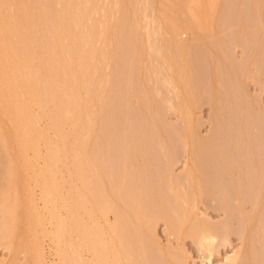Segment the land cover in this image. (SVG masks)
<instances>
[{"label": "rangeland", "instance_id": "1", "mask_svg": "<svg viewBox=\"0 0 264 264\" xmlns=\"http://www.w3.org/2000/svg\"><path fill=\"white\" fill-rule=\"evenodd\" d=\"M36 1H38L39 4L41 5L40 1L42 0H36ZM36 1L30 0L29 2L30 3L34 2L33 4H36L35 7L40 6L38 2ZM48 1L49 2L46 5L47 8L45 7L46 9L45 11L46 13L49 11L50 12V13L48 12L49 14L54 15L53 12H57L59 9L57 0H48ZM80 1L74 0L72 3L79 5ZM84 1L86 3H82L83 5L87 4L88 2L89 3L93 2L92 4L95 6L96 9L94 10L96 11L94 13V10H93V12L91 13L92 19L89 18L90 17L89 15L88 18H85L86 20L81 22L80 26L73 27V31L74 33H77L81 37L87 31H91L93 29L91 28V30H89L88 28L90 25L92 26L93 24L92 22L96 23V25H95L94 34L92 36V40L90 43L89 53L87 55L88 57L87 65L82 66L80 71L78 72L79 83L77 82L78 86L76 90H77V93L81 95L82 97H85L87 88H89V91H92L95 93L98 92L100 94L103 91V94L107 95V97L105 96L104 97L107 98L105 99V102L107 100L108 105L106 104L107 106H105L106 107L105 108L103 106L105 102L103 103V101L102 102L100 100L98 101V104L100 102L103 103V104L100 103V105H102V107L101 106L100 107L105 108V110L102 109L104 111V112L102 111L103 114L100 111L101 109H97L99 108L98 106L96 108L98 110L97 113L99 116V117L97 116V118L101 119L100 117H102L103 119L102 121L98 119L99 120V122H97L98 125L97 126L95 125L97 129H95L94 132L97 131V134L96 132L95 134L98 135V137L94 138V136L96 135H92L93 137H91L92 139H89L90 141L88 140V138H85L86 132H88V130L91 128L90 126L91 124L89 125L90 122L88 123L89 115L87 114L86 109L82 110V112H80L76 116V118L78 119V122L76 124L75 131H73L72 129L73 127L75 129V126L72 125L73 118L70 116L64 117V120H63L64 127L63 128H64V131L70 136L69 142L74 141L73 138L74 137L76 138V136L77 138L79 137L81 141L82 140L85 141L86 139L85 144L82 141L84 145H83V148L80 147V149L82 148L81 151L84 149L86 152L87 151L89 152L90 147H92L91 144L95 143L94 140L95 141L97 140V143H100V142L104 143L109 150V155L107 154L108 159H109L108 163H110L111 165L109 171L113 172L114 175L118 176L121 173L122 170L120 171L119 169L122 166H123L122 169L124 168L122 173L124 172L125 174V172H127L128 170L129 173L134 174V171H136V169L139 168L138 162L142 160V164L143 163L145 164L147 162L143 161L144 160L143 158L150 157L149 160L147 158H145V160L146 161L148 160L150 162L149 163L151 164L150 167L153 168L154 172L153 170H151V173H150V171L148 170L150 173L149 174L147 170H145L146 168L144 167L146 166V164L145 165L143 164V167H141L142 164L140 163L141 164L140 168H145L144 170L146 171V174L148 173L146 175L145 172H143V169H141V176L143 172L144 173L143 179H145V177L148 176L147 178L149 180V176L150 178H152L151 174H153V177L155 178V180L152 179V181L157 182L156 185L158 187V191H160V194H157L158 196L157 195L155 196L156 193L155 191L153 192V190L155 189L154 183L150 184L151 180L147 182L146 179H145L146 181L144 180L145 182L144 181L143 182L144 184L147 182L146 187L144 188V193L147 195V198H144L146 195H143L144 194L142 192L143 190H141V192H142L143 198L146 199L145 201L148 200L147 201L148 205L147 204L146 205H147V209L149 210L148 211L149 217L152 216L153 218L152 220L155 221L154 229H152L153 226L151 224L152 234L155 233V235H153L154 237H152V235L150 237L146 233L145 239L149 237L148 240L151 239V241H147V239L145 241L143 235L142 236L140 235L142 233H145L143 232L144 230L142 231V227H140L142 233H140V231L137 233L135 230H132L130 226H129V229L131 230H129L127 227L128 231H133V233L130 232L129 235L125 232L126 229H123V233L125 232V234L129 236V238L126 237L125 241H127L128 239L129 241L127 242H130V243L129 244L126 243V244L128 245V247L132 246L133 252L135 251L134 253L135 254L137 253L138 258H136L137 257L136 256L135 257L136 260L138 261L139 259L141 264L142 263L143 264H180L178 262L176 263V261H173V259L175 260L176 258V260H180L181 258L180 262L182 264H226V263H223V261H224L225 256L228 253L229 254L233 252L234 253H243V252L245 253L246 251L248 252V254L246 253L248 256L245 254L244 257H246L247 259L243 257L244 253L239 254V255H242L240 256V258L241 257L242 259L244 258V261L240 259L239 262H241V264H264V0H195V1L194 0H82V2ZM29 2L26 1V5L20 3L22 12L24 11L25 13L26 10L28 12L29 8L30 10L32 9V7H30ZM45 2H47V0H45ZM117 2H120L119 6L117 5L118 4ZM162 4H163V7H162ZM25 6H27L26 8L28 7L29 8L26 9ZM38 8L42 10L44 8L43 4L41 5V7H38ZM33 9L36 10V8H33ZM33 9L31 11H34ZM19 10H20V7L17 10V12ZM37 10L36 12H33L35 14L34 18L38 14H42V18H43V15L46 14L44 9L42 10V12L40 10L38 11ZM0 12H1L0 13L1 15L0 21H1L4 19V15L10 14L9 7L6 6V7L0 8ZM18 13L16 15V18L20 16L18 17V20H20L19 18H21V15L23 13L21 12H20L21 14L20 13L18 14ZM28 13L32 14L30 11ZM30 14L29 16L27 14V16L30 17L33 15V14L30 15ZM105 14L106 16H108V18H105ZM52 15L51 17H53ZM28 17L26 18L22 17V18L23 20L25 19V21L27 22L28 20L26 19ZM45 17L46 19H49V21L52 20V18H48L50 17V15L48 17L45 15ZM45 17L41 21L40 20L39 21L41 23L43 20L46 21ZM31 19L33 18L30 17V21H31L30 25L27 22V25L26 23H23L25 24L26 28H24L25 26L23 27L24 29H22L21 27V29L24 30L25 33L28 32V37L30 36L29 34H31L30 31H32L31 30L32 28H30L32 27L31 25H33V29H34L35 28L34 26H36V24L38 23V21L37 22L35 21L36 23L33 21L36 18L33 20ZM105 19H108V21L106 24L104 23L105 25L104 26L102 22L105 21ZM157 19H158V22H156V24L161 22L163 19L165 20L167 19L168 22L170 21L171 23H174L175 25L177 23L171 20H174V21L176 20V22L180 20V21H183V22L185 21L186 23H189V24H185L187 27H189V28H186L185 26L186 30H184V27L181 25L183 22L181 23L179 22L180 25L178 24L179 25L178 28L182 26L185 32L183 30L179 31L180 30L179 29L178 30L180 32L179 33L174 28L175 26L174 24H172V26L174 25L173 27L172 26L170 27L172 28V30L175 29L177 31L178 35L177 34L176 35L177 37L179 36L178 42L180 41L181 43L182 41L183 43H185V45L181 47V49L177 46L176 44L177 42L175 43L176 40L174 42L171 40V38H173V40L175 38L173 37V35H171L172 31H170L171 30L170 28H169L170 30H168L167 28H164L166 30L164 31L163 29L162 31V30H158L160 28L157 29V27L154 26L156 25L154 22L155 20L157 21ZM15 21H16L15 23H18V22L21 23V21H17V20ZM168 22L167 24L170 23ZM46 23L44 24V26L43 24H39V25H42L43 27H45L47 26ZM171 23L169 25H171ZM23 24L21 23V25ZM39 25H37V28ZM42 26H39V32L36 31L34 33L35 35L32 34L33 36L31 35L32 37L29 39H34V42H35L36 40L34 36L36 37L38 36L37 37L38 40H42V38H40L39 36H42L46 32L44 31L43 33V30H46V29L45 28L43 29ZM167 26L164 25V27H167ZM28 28L30 31L29 30L27 31ZM21 29H20V32L23 35L24 33H22L23 31H21ZM34 30H36V28ZM167 30L170 32V34L167 33L168 32ZM173 32L175 33V31ZM0 37H1V31H0ZM23 39L26 40V38H23ZM29 39L27 41H24V43L25 42L26 43L23 44V46L27 45V42L30 43L32 41V40L29 41ZM71 42L74 43L73 46H71V49L67 48V45H65V47L67 48L66 51L60 50L59 55H60L61 61L65 63L73 62L76 65L77 64L76 62H78L81 50H83L84 46L82 44L83 42L80 39H78L76 42L71 40ZM39 43L41 44L42 42H39ZM32 44L33 43H31V45ZM38 44L36 43L33 44L32 46L33 48L31 51H34V52H31V53H35V52L39 53L40 45ZM27 47L29 48V46ZM30 49H27L28 50L27 52L30 53ZM135 49H137L138 52H136ZM36 53L34 55L32 54L33 57L36 55ZM135 53L137 54L136 56H134ZM32 61L33 60L31 59V62ZM36 63L37 62L34 61V65L32 68L37 69L38 64ZM4 72L7 73V71H4ZM88 73H89V76H88ZM31 74H32L31 72H27L25 74V77L30 78ZM169 75L170 76L173 75L172 78L173 77L176 78L174 79V82H175L174 85L175 84H178V85H176L177 90L176 89L175 90L178 92V89L181 88V91H182V92L180 91L181 94L180 95L179 93L176 94L178 95V97L180 96L178 99L185 100L186 98L188 102H190L189 104H191L190 105L192 107L191 113L194 114V119H193V114H191L192 118H190L193 120L191 123L193 124L192 127L194 128L192 129L193 131L191 132V134L195 133L194 136H191V135L188 136L189 138L190 137L193 138V139H190L191 141L185 140L189 138L186 135L187 134L186 133L187 130H185L186 126L183 127L184 125L183 120L181 123L180 117L182 118V115L179 116L177 114L179 111L178 109L176 112L174 111L177 108L176 104L178 102L179 103L182 102L183 100L177 101V97L173 92L175 90L172 91L171 89L172 87L168 85L173 81L171 80V77ZM86 79L87 81H89V84H88L89 86L84 84V81H86ZM98 93L96 94L97 95L96 97L100 95V94L98 95ZM1 99L2 98H0V100ZM99 99L104 100V98H101V97ZM170 101L173 102L174 106L176 105L175 106L176 108H173V109L170 108L171 107L169 103ZM143 102H145L146 104L143 105ZM94 103H95V100H94ZM147 103H149L150 106ZM182 103L184 104V102ZM95 104H97V102ZM142 105L145 106V108L148 105L150 110L146 108L148 110L147 111ZM51 109L52 110L54 109V103L52 101L48 102V104L44 106V110L47 111V113L48 111H51ZM186 109L187 108H185L184 110ZM43 116L44 117L42 120H40V123H38V126L41 129L47 130V133L49 134L51 138L49 139L50 141L52 140L53 142H56L58 140V137H56L55 133L53 132L54 129L51 128L52 130H50L51 126H49L50 124L48 120L49 118L46 117L45 115ZM147 117H150L149 119H151V121ZM2 118L4 122L0 123V128L5 134H7V142L10 148L9 151L11 154H13V157L15 160V168L18 171L17 175L20 178L18 196L21 200H24L25 189L31 188L32 190L34 188L35 192L34 191L33 192L35 195V200L37 201L36 204L39 205L38 206L40 207L39 210L41 209L40 212L46 218L45 227L47 228L44 227V229L51 231L50 229H53L54 225H52L51 227V224H49L51 223L49 221L50 220L49 217L51 215L49 214L50 213L49 209L44 207L42 203L43 201L40 200L41 188L37 186L35 183L34 175L32 173L33 171L29 172L31 169L29 170L25 166H24L25 168L21 167V165L23 164L22 163L23 160L19 161L16 158V156H14L15 149L13 148L14 147L13 132L15 130L13 128L16 126V125L14 126V124L16 123L13 122L12 124L14 126L13 127L11 125L12 121L9 120V117L7 118V116H2ZM146 118L148 119V122ZM142 119L146 120V122L144 121L146 125L147 123H149V126L147 125L148 127L147 129L149 131L147 130V132L148 134L149 133L150 134L147 136L146 135L147 132L145 133L144 130H142L143 129L142 127H141V131L140 130L139 131L140 132L143 131L145 133V136H147V138L143 137L142 134L138 131V129L140 128V125L142 124L141 122L143 121L140 122L141 124L139 123V126H138L139 128L137 129L136 127L135 129L136 122L138 124V122ZM153 119L155 120V122L152 121ZM11 120H13V118ZM105 120L107 121L109 120V123L107 122L110 125L109 126L110 128L109 136L103 135L104 134L103 132L105 131V130L103 131V126H102V131L100 132L101 130L100 122L104 124ZM149 121L151 122V124ZM107 123H105L104 126L107 125ZM88 125L90 126L89 129H88ZM146 125L144 126L146 127ZM106 127L108 128V125ZM1 130H0V134L2 132ZM102 138H103V141L101 140ZM91 140L93 143L91 142ZM71 142L70 143L67 142L65 146L63 145L61 146L62 154L59 157V161H58L59 170H58V174L56 175L59 179V182L62 184V186H60V188L58 189L59 190L58 193L60 194L61 192L62 194L63 192L64 195L67 192L70 193L71 190L69 191V189L72 188L73 182L76 181V178L74 177V172L72 174V171L74 170L73 168V164L75 161L74 156H76V154L72 150L74 149L75 151L76 150L75 148H78V147H75L76 145L74 146L75 141L72 142L73 144ZM187 142H189L188 145L186 144ZM133 144H135V148L138 146H143V147L146 146L147 149L144 150L145 152L148 150L145 154L146 156L144 155L143 157L142 155L141 156V158L143 157L142 159L138 158L136 154H138L140 151L139 149L137 150V148L135 149L133 147ZM72 145L75 148H72ZM94 145L96 146V144ZM98 145L101 146V144H98ZM103 145L101 147L105 148L106 146H103ZM78 146H81V145L78 144ZM95 146L94 148L93 147L91 148L92 151L99 149L97 148L98 146L96 147ZM162 146L165 149H167L166 153L168 155L166 154L165 155L168 156V159H164L165 151L163 152L164 156L162 155V151H163ZM101 147L100 149L102 150ZM143 147L141 148L138 147V148L142 150ZM132 148L137 150V152L139 151L138 153L137 152L134 153L135 157L138 158L137 160L138 162H136V164H134L136 160L134 161L133 159L134 156H133L132 150L134 149ZM44 149L45 147L42 146L43 154L45 153ZM80 149L78 150L80 151ZM108 150L104 149V151H108ZM5 152L6 151L0 142V193L1 195L2 194L4 195V193L2 192H4L7 189V186L9 184V180H8V169H9L8 160L9 158L8 156H6L7 152L6 153ZM100 153H102L103 155V152H100ZM188 153H190V156L193 157V159H195V162H197L196 165H197L198 174L196 173V177L199 176L200 178L198 179L197 177V179L201 181L202 191L198 192V198L196 201L193 199V201H190V202H189V199L191 200V198H196L197 195L196 197L195 195H192L193 197H190L189 196L190 194L188 192H185L189 197L187 199L188 200L187 205L189 206V203H190V206H191V204L194 201L197 202L198 205H195V202L193 203L196 211L194 208L191 210L192 212L193 210L195 211V216L197 212V215L199 218L197 217L196 219H198L199 221L200 219L203 220V221H200V223L201 222L203 223L205 220L207 222L206 225H211V227L212 226H215V228L219 227L218 229H221V227H224V231L222 233L226 234V237L228 238V242H229L228 243L226 241V243H223L222 237L224 235L222 234V237H220V240H218L215 244L214 256L212 257L211 261L207 258L208 257L207 255L209 254L206 251L204 252V250H202L203 251L202 252L201 249H199V246L197 245L196 239L193 238V235L192 234H191L192 236L189 235V232L192 233V231L198 230L199 226L201 227L203 225V224L198 225L197 223L199 222L196 223L194 214H192V216L189 217V218L193 217L194 220H192L193 218L191 220L186 219L187 221L184 222L185 223L184 225L185 234L182 237H179L181 239H178L177 238L178 236L176 237V235L178 234H175V233L173 234L174 230L172 231L171 230L172 228L170 229L172 225L170 226L167 223L169 220H167V218L165 217L167 220L166 222V220L160 216L162 215L163 211L164 213H166L165 211H167L168 214L172 215L170 210L172 209V206H174V204L177 201V199H175L176 200L175 201L172 198V194H174L173 197L176 198L175 193L176 191L177 192L179 191V187L181 188V186L179 185L181 178L179 181H178L179 178L177 179V177L173 179L174 184H175V187L173 188V187H170L171 184H172L171 186H173V182H171L172 181L171 177L172 176L182 177L183 173L185 172V168L187 167L186 161L188 160L187 159ZM190 156H188V158ZM169 157L173 159L172 163L174 162L175 164L173 165L174 167L171 168L172 169L171 172L173 175L172 174L171 176L167 175L168 176L167 177L166 174L168 171L165 173L163 172L164 170L162 168H164L163 166H165V164H169L171 162L170 161L171 159ZM164 162L165 164L162 165ZM42 164H43V160H41L40 166H42ZM124 165L126 166L127 170H125L126 168L124 167ZM107 166H109V164ZM150 167H147V168L149 169ZM23 168L26 169L27 172L26 170H23ZM140 168H139V171H140ZM169 169L170 168H168L167 170ZM105 170H107V168H105ZM36 171H38V169H35L34 173ZM111 172H109V175L112 174V178H113V173ZM154 173L156 177L154 176ZM163 173H165V175H163ZM101 174L102 173L100 172L99 175L101 176ZM71 175L73 176L74 179L71 178ZM103 175L108 178V175L106 174V172H103ZM134 175L138 176L140 174H134ZM35 176H36V173H35ZM159 176L162 177V179L159 178ZM93 177H96V176L93 175ZM101 177L103 178V176ZM127 177L131 178V175L130 174L128 175V173H126L124 175V180H126ZM105 178H103V180ZM112 178L110 176V179ZM116 178L117 177L115 176L114 179ZM128 178L126 181L127 182L131 181V184H132L135 179L134 176H133L134 178L133 181H132V178L131 179H128ZM136 178L138 179H135V181L139 180L138 183L140 184L141 183L140 180L142 181V177L139 178L138 176ZM165 178H170L171 181ZM93 179L96 180V178H93ZM119 179L117 178V181ZM184 179H182L181 181L182 184L180 183L182 186L185 185L187 182H191L189 180L184 182L183 181ZM167 180H169L171 184H169ZM110 182H112V180L109 182L107 181V184ZM118 182H120V180ZM96 183H99V182L96 181ZM122 183H125V185H123ZM79 184L80 183L77 182L76 184H74V186L75 185L80 186L81 184L80 185ZM113 184H114V180H113V183H111V186ZM120 184H122L121 186V189H122L128 183L120 182ZM120 184L118 183V185ZM131 184L129 183V185H127L126 187L127 190H129L128 188L130 189L132 188V187H129L131 186ZM187 184L185 185V187H187L186 189H188V191L189 189L190 190L193 189L192 191H194V187L191 188V186L193 185L189 184L188 185L189 188H188ZM99 185L101 189L103 190V192L102 190L100 192L103 194L105 191V188H107L109 184L108 185L103 184L105 188H102L103 185L101 182L99 183ZM153 185H154V189H153ZM116 187L111 188L109 186V189L110 188H111L110 190L114 189V191L116 192L115 190ZM199 187H200V183H199ZM96 188H99V187H96ZM171 188H172L171 191L175 193L170 194L168 192V190H170ZM182 188H184V186ZM81 189L83 190L84 188H81ZM99 189H96V190H99ZM163 189L165 192L163 191ZM73 190L74 189H72V191ZM107 190L105 192H107ZM182 190L181 192L185 191V190L183 191ZM158 191L156 189V192ZM122 192H123L122 194L125 193L123 190ZM181 192L180 191L178 192L179 195L181 194ZM100 194L97 193V196H100ZM109 194H111V199L114 200V198H112L113 194L112 193H109ZM186 194H185V197H187ZM120 195H121V192H120ZM142 195H141V198H142ZM160 195L161 197H159ZM115 196H118V195L115 194ZM105 197H106V194H105ZM126 197L130 198L129 196H126ZM93 198H96V197H93ZM108 198H109L108 202H111L110 195ZM156 198H157V202L158 201L162 202V205L164 203L165 208L163 210L160 209L161 203H160V206H159V203L158 205L156 204L157 203L155 202ZM118 199L122 200L123 196L120 198L117 197V201ZM95 200H99V199L96 198ZM103 200L105 201V198H103ZM163 200H166V203L168 202L167 204H170L168 205L169 207L167 206L165 202H163ZM173 200L175 201V203ZM179 200H181V198L178 199V201ZM94 201L92 199L91 203ZM128 201L130 200L128 199ZM58 202H57L58 205L62 204V202L61 203L60 201ZM96 202L97 201H95L94 204H98ZM106 202H107V199H106ZM141 202H142V207L145 208L146 206L143 204L144 201L141 200ZM180 202L181 201H179L177 205L180 206L181 205ZM92 204L91 206L93 207ZM125 204H127V202L124 203L123 205ZM58 205H55V207L56 208L58 207L59 209L62 205L61 206L60 205L58 206ZM118 205L121 207L122 204H119L118 202ZM118 205L116 206L118 207ZM184 205L186 204L184 203ZM193 205L191 206V208L194 207ZM129 206H130V203L128 205V209H127V205L126 207L124 206L126 209H124L122 206L121 208H123V210L120 209V212L121 210L122 211L125 210L126 213L124 216H130L131 218L132 212H130L129 215H126L131 209V208L129 209ZM190 206H189V210H190ZM94 207H96V205ZM94 207H93V211H97L100 209L98 206V209L95 208L96 210H94ZM183 207L184 206H182V209ZM112 208L114 211L115 207H112ZM50 209H51V206H50ZM184 209H187V207ZM173 210H176V208L172 209V212ZM47 211L49 212L48 213L49 215L47 214ZM64 211L65 210H60L59 211L60 215L61 217H63V219L66 220V222L68 221L67 223H69L70 220H67L65 218L66 215L62 216L64 214H67L65 213L66 211L65 212ZM93 211L91 214H94ZM101 211L102 210H100V212ZM100 212H99V215H101ZM149 212L152 213L151 216ZM81 213H82V209L80 211V214ZM91 214L90 212L89 214L86 213V215L84 214L82 218H84L85 220L87 217H89V215L91 216ZM168 214H164V215L168 217ZM243 214L253 215V220L249 221L251 222L249 223V226H247L248 222L245 224L244 222L245 215ZM2 215L0 214V232L2 231L1 225L3 226L2 223H4L2 219L3 218ZM99 215L97 213L95 215L96 217L92 215L91 218L95 219ZM178 215L179 214H176V216ZM84 216L85 217L87 216V217L85 218ZM101 216H104V213ZM158 216H160L162 219H158ZM172 216L168 218L172 220L175 219L173 218L174 216L173 217ZM47 217L49 219L48 220L49 223L46 222ZM180 218L181 217L176 218V219H180ZM251 218H249V220H251ZM126 219L130 221L129 217H126ZM176 219L174 220V222L178 221ZM88 221L91 223H94V220L92 222V219L91 221L90 219ZM97 221H99L96 224V226L98 227L100 225L99 223H104L103 221L105 220H97ZM247 221H248V218H247ZM18 222H19L18 223L19 227L13 238L14 243H15V245H13L14 247L12 246L8 248L9 245L11 244L7 243V245L9 244L7 247L6 245L7 240L0 241V243L2 242L0 244V263L2 262L1 264H4V263L9 264L11 260L12 261L15 260L19 264H25L28 262L27 259L33 256V255L30 256L29 255L30 253H29L28 254L29 257H26L25 255L26 253L23 252L24 248L22 246H20V248L18 247L19 246L18 242L20 241V239L22 240L24 238V233L27 228L25 219H23V221L21 219H18ZM144 223L145 222L143 221V224ZM129 224L132 227V225H134L135 223L134 221H130ZM70 225L69 226L67 225L69 227L67 230L73 227L72 225H71L72 227H70ZM140 225L141 223L138 224V226ZM204 225H205V222H204ZM136 226H137V222H136ZM103 227H101L100 225V228L102 231L106 229L105 228L106 226H103ZM202 227H205V226H202ZM245 227H248V230ZM140 228H138L137 230H140ZM109 229L113 231L112 228H109ZM109 229L107 228V230ZM245 229L248 231V233L246 232ZM107 230L104 232L105 234ZM244 230L246 233L244 232ZM111 231L109 233H111ZM134 231L137 234L134 233ZM186 231L188 234L186 233ZM199 231H196V232L194 231V232L197 233ZM70 232H72V229ZM117 233L118 232L116 233L113 232L112 234L113 235L116 234L117 236ZM125 234H123V238H125L124 237ZM138 234L140 236H138ZM38 235H39V239L41 243L43 242L42 247H44L45 249L44 255L46 256H44V259L46 260V262L44 261L45 262L44 264H52L53 261L55 263V261L58 259H57V256L54 257L53 254L55 252L57 253V249H56L57 247L51 242L52 240L51 241L49 240L50 236H46V237L41 236V234L39 233ZM70 236L72 238V235ZM73 237L75 238L74 233H73ZM118 237L119 235L117 237L114 236L112 238H118ZM137 237L140 240L143 237V241H145L146 243H143V245H140L142 241L141 242L138 241ZM155 237H156L157 242H154L152 239ZM1 239L4 240L3 238ZM9 241L11 240L9 239ZM24 242H25V239H24ZM130 249L131 248H129V250ZM165 252L170 253L171 256H174V258L170 259L172 257H169V258L166 257L169 255H167V253L165 254Z\"/></svg>", "mask_w": 264, "mask_h": 264}, {"label": "bare ground", "instance_id": "2", "mask_svg": "<svg viewBox=\"0 0 264 264\" xmlns=\"http://www.w3.org/2000/svg\"><path fill=\"white\" fill-rule=\"evenodd\" d=\"M26 1L29 2L30 0H26ZM26 1L25 0H0V8L7 6V7H9V10H10V14L9 15H4V19L0 21V31H1V37H0V64L2 65V66L0 65V98H2L0 100L1 101L0 102V123L4 122L2 116H7V118L9 117V120L12 121L11 125L13 124V122L16 123V124H14V126L16 125L15 127L12 125L14 127L13 129L15 130L13 132V141H14V147L13 148L15 149V155L14 156H16V158L19 161L23 160V162H22L23 164L21 165V167L25 166L29 170L31 169L29 172L33 171L32 173L34 175L35 183H36L37 186H39L41 188L40 200L43 201L42 203H43L44 207L49 209L50 213L47 211V214L49 213L51 215L49 217L50 220L47 217V221L46 222L49 223V221H50L51 223H49V224H51V227H52V225H54V227H53V229H50L51 231H49L47 229H44V227L46 225L45 224L46 218L40 212L41 209L39 210V208H40V207H38L39 205L36 204L37 201L35 200L34 188L32 190H31V188L30 189H25V198H24V200H21L19 198L18 189H19V180H20V178L17 175L18 171L15 168V160H14L13 154H11L10 151H9L10 148H9V144L7 142V134H5L0 128V130L2 131L1 134H0V142H1V145L3 146V148L5 149V151L7 152L6 156H8V158H9V160H8L9 161V169H8L9 184L7 186V189L4 192H2V193H4V195L2 194L3 195L2 196L1 193H0V195L2 196V197L0 196V214L2 215V213L4 212L3 215H2L3 216L2 219H3L4 223H2L3 226L1 225V227H2V231L1 232L2 233L0 232V241L7 240L6 245H7V243L11 244V245L8 244L9 247L7 245L8 248H10L13 245H15L13 238H14V236L16 234V231H17V229L19 227L18 219H21L22 221H23V219H25L27 228H26V231L24 233V238L22 240L20 239V241L18 242L19 243L18 247L20 248V246H22L24 248L23 249L21 247L24 250L23 252L26 253L25 254L26 257H29V255L30 256L33 255L31 258H28V259L26 258L28 262L25 263V264H44L46 262V260L44 259V256H46V255H44L45 254L44 253L45 249H44V247H42L43 246V242L41 243L38 233L41 234V236H45V237L46 236H50L49 240L50 241L52 240L51 242L57 247L56 248L57 249V253L55 252L56 251V249H55L54 252L56 254L54 253L53 255H54V257L57 256L58 260H56L57 262L55 261V263L53 261L52 264L53 263L54 264H137V263L141 264L139 259H138L139 262L136 260V258H138V256H137V253L136 254L134 253L135 251L133 252L132 246L128 247V245L126 244V243H128V244L130 243V242H127L129 240L128 239H127V241H125V240H126V237L129 238L128 235H129L130 232L133 233V231H128L127 230V227L129 229V226H130V228L132 230H135L137 233L139 231H140V233H142L141 232V228H140V227H142V231L144 230L143 232H145V233H142V234L139 233V234L141 236L143 235L145 241H146V239H147V241H151V239L148 240L149 237L145 239V234L146 233L150 237H151V235H152V237H154L153 235H155V233L152 234V229L155 228L154 227L155 221L152 220L153 219L152 216H151L152 213H150V212L149 213H150L151 217H149V214H148L149 210L147 209V205H148L147 201L148 200L145 201L146 199H144V198H147V195L144 193V188L146 187L147 182L151 180L150 184L154 183V185H155V189H154V185H153V189H154L153 192L155 191V193H156L155 196L157 194H160V191H158V187L156 185L157 182L152 181V179L155 180V178L153 177V174H151L152 178H150V176H149V180L147 178L148 176L145 177L147 182L144 184V182L146 180L143 179V176H144L143 172H145V174H146L145 170H147L148 173H149V171L151 173V170H153V168L150 167V165H151V164H149L150 162L148 161L150 157L149 158L148 157H144V155L148 151V150L146 152L144 151V150L147 149L146 146H144V147L143 146H138L140 148L143 147L142 150L140 148L136 147L137 150L139 149L140 152L139 151L138 152L140 153V155L137 152V150H135L136 149L135 148V144H133V147L135 149L132 148V149H134V150H132L133 151L132 153H133V156H134L133 159H134V161L136 160L134 162V164H136V162H138L137 161L138 158H141L142 155L144 157V158L142 157L144 159L143 161L148 163V164L145 163L146 166H144V167L146 169L145 168H140V166L142 164V160L140 161V159H139L140 162H138L139 163L138 167L140 168V171H139V168H137L138 170L136 169V171H134V174H140V175H138L139 178L142 177V181L140 180V182H141L140 184L138 183L139 180L135 181V179H138V178H136L138 176L134 175L133 173H129L127 168H126V166L124 165V167L126 168L125 170H127V172H125V174L126 173H128V175L130 174L131 178H132V181L135 178L134 182L132 183L133 184V186H132L131 181H129V182L126 181L127 178L130 177V176H128L126 178V180H124V175L125 174H124V172L122 173V171L124 170V168L122 169L123 166L119 169L120 171L121 170L122 171H121V173L118 176L114 175L113 172L109 171L110 167H111L110 163H108L109 162V159H108L109 150H108L107 146L104 143H102V142L97 143V140L95 141L93 139L94 142H95L94 144H96V146H98L97 148H99V149L98 150L96 149L95 151H92L91 148L92 147L94 148L95 145L91 144L92 147H90V150H89V152L87 151L88 152L87 153L84 149H83L84 151L83 150L81 151V149L83 148V145L85 144L86 139H85V141L82 140L84 142V144H83V142L81 141V139L79 137L77 138V136H76L77 139L74 137L73 138L74 141H75L74 146L76 145L75 147H78V148H75L72 145V148L76 149L75 151H74V149L72 150L76 154V156H74L75 157L74 158L75 159L74 164L72 163L74 170L73 171L71 170L72 174L74 172V177L76 178V181L73 180L74 181L73 182V186L77 182H79L81 185L80 184H79L80 186L75 185L74 188L72 186V188L69 189V191L71 190L70 193H68V192L66 193L65 192L66 193L65 195L63 194V192H62V194L60 192L61 195L58 193V191H59L58 189L60 188V186H62V184L59 182L58 177L56 176L58 174V170H59V166H58L59 165L58 164L59 157L62 154L61 146L62 145L65 146L67 144V142L68 143L71 142V141L69 142V137L70 136L64 131V128H63L64 127L63 126L64 117L65 116L66 117L70 116V117L73 118L72 125L75 126V129H74L73 126H72L73 127L72 129H73V131H75L76 130V124L78 122V119L76 118V116L80 112H82V110L86 109L87 110V114L89 115L88 123L90 122L89 125L91 124L90 125L91 128L89 129L90 126L88 125V129L89 130H88V132H86L85 138H88V140H89V139H92L91 138V137H93L92 135H96L97 134V131H95L96 134L94 132V130L97 129V127H95V125L96 126L98 125L97 122H99V120L100 121L103 120L102 117H100L101 119L97 118V116H98V113H97L98 110L97 109H101L100 111L102 112L103 111L102 109L105 110V108H106L105 106L108 105L107 104V100L105 102V99H107L105 97H107V95L103 94V91L100 94L98 92L95 93V92L89 91V88H87L85 97H82L81 95H79L77 93V90H76V88L78 86L77 82L79 83L78 72L80 71L82 66L87 65V58H88L87 55L89 53L90 43H91V40H92V36L94 34V28H95L96 23L92 22L93 23L92 26L90 25L91 27L89 26L88 28H89V30H91V28H93V29L91 31H87L86 33L84 32L85 34H83L81 37L77 33H74L73 27L80 26L81 22L86 20L85 18H88L89 15H90L89 18H91V13L96 8L92 4L93 2L92 3L88 2L87 4L83 5L82 3H86V2L85 1L82 2V0L81 1L79 0L80 4L76 5V4L72 3L74 0H57V4L59 5V9H58L57 12H53L54 15H52V14H49L50 12L48 11V9H47V11L49 13L48 12L46 13V11H45L46 10L45 7H46V5H47V3L49 1L47 0V2H45V0H42L40 2H41V5L43 4V7H44L43 9H44V11L46 13V14L43 15V18L45 17V15L47 17L50 15V17H48V18H52V20L50 19L51 21H49V19H46V17H45V20L48 23L47 24L46 21H44V20L42 21V23L40 22L43 18H42V14H38V13L40 11L42 12L43 9L40 10V8H38V7H41L39 2L34 0V1L38 2V4L40 5V6H36V7H35L36 4H33L34 2H31L34 6L29 2L30 7H32V9L36 8V10H37V8H38V10H40V11L37 13L38 14V15H36L37 17L35 16V18H36L35 19L34 18L35 14L33 12H36V10L33 9L34 11H31L32 9L30 10L29 7H28L29 8L28 9V8H26L27 6H25V8L28 9V12L30 11L33 14L32 15V14L28 13L27 10L25 12V13L28 14V16L30 14V15H32L30 17L35 19V20H33V19H31V20H33L34 22L38 21L36 26H34L36 28V30H34L35 28L33 29V25H31L32 27H30V28H32L31 30L33 32L30 31L29 28L27 29V31L29 30L30 33H31V34H29L30 36L28 37V32L25 33L24 30H22V29L26 28L25 24H23V23H26V25H27V22H28V24L30 25V23H31L30 17H28L27 14L24 13V11L22 12V9H21V6H20L21 4L26 5ZM117 3H118L117 5L119 6L120 2H117ZM81 5H83V6H81ZM19 7H20L21 11L19 10L18 12L19 13L20 12L23 13L22 14L23 16L21 15V18H19L20 20H18V17H20V16H18L16 18V15L18 13L17 10L19 9ZM162 7H163V4H162ZM48 8H50V7H48ZM95 11L96 10H94V13H95ZM51 13H52V11H51ZM109 13H110V11H109ZM47 14H49V15H47ZM51 15L53 17H51ZM38 16L41 17V18H39ZM22 17L23 18L28 17L26 19L28 21L26 22L25 19L23 20ZM37 18H38V20H37ZM105 18H108V16H106V14H105ZM164 18H165V16H164ZM15 20L21 21V23L23 25H21L20 22H18L20 24L15 23L16 22ZM87 21H88V19H87ZM107 21H108V19H105V21H103L102 24L103 25H104V23L106 24ZM165 21H166V23H165ZM171 21L177 23L176 24L177 27H176V25L174 23H171L170 21L169 22L171 23V25H169L170 23L168 22L167 19L166 20L163 19L161 22H159L157 24H156V22H158V19H157V21L155 20L154 23L156 25H154V26H156L157 29L160 28L158 30H162V31H163L164 28H167L168 30L171 29L170 30V31H172L171 35H173V37L175 39L173 40V38H171V37L170 38H171V40L173 42L176 40L175 43L177 42L176 43L177 46L181 49V47H183L185 45V43H183L182 41H181V43H180V41L178 42V40H179L178 37L179 36L177 37V35H178L177 31L179 29H180L179 31L183 30L182 26L184 27V30H186V28H189V27H187L185 24H189V23H186L185 21H184L185 22L184 23L183 21H180V20L179 21L177 20L178 22H176V20L175 21L171 20ZM44 22L47 25L45 27H43L44 24H45ZM167 22L169 24H167ZM179 22L180 23L183 22V23L181 24L182 26H180L178 28V26L180 25ZM39 24H43V26L39 25ZM172 24L175 25V26L174 25L173 26H174V28L177 31L175 29L172 30V28H170L172 26ZM18 25H20V26H18ZM37 25L42 26L43 29L44 28L46 29V30H43V33H44V31H46V32H45V34H43L44 36L42 35L44 38L42 36H39L40 38H42V40H38V38H37L38 36L37 37L34 36V38L36 40L34 42V39H29V38H31L33 35H35L34 33L36 31L39 32V26L37 28ZM164 25H166V26L168 25V26L164 27ZM190 25H188V26H190ZM185 26H186V28H185ZM21 27H22V29H21ZM20 29H21V31H23L22 33H24L23 34L24 37L21 34ZM165 30L166 29H164V31ZM173 31H175V33ZM38 32H37V34H38ZM167 33L170 34L169 31ZM172 33H174V34H172ZM23 38H26V40L23 39ZM176 38H178V39H176ZM28 39H29V41L30 40H32V41L30 43L27 42V45H24L26 47H24L23 44L26 43V42L24 43V41H27ZM78 39H80L83 42L82 44H83L84 48H83V50H81L80 56L78 55L79 59H78V62H76L77 64L75 65L73 62L65 63V62L61 61V58H60V55H59L60 50L66 51L67 48L71 49V46H73V44H74V43L71 42V40L76 42ZM37 40H38V42H37ZM39 42H42V43L40 44ZM31 43H33V44L34 43H36V44L39 43L38 45H40L39 46L40 47L39 53L35 52L36 55L34 57H33V55L35 53H31V52H34V51H31L32 48H33L32 47L33 44L31 45ZM65 45H67V48L65 47ZM27 46H29V48ZM30 47H31V49H30ZM25 48L30 49V53L31 54L29 52H27L28 50L25 49ZM135 50H136V52H138L137 49H135ZM135 50H134V52H135ZM136 55L137 54L135 53L134 56H136ZM31 59L33 60L32 61L33 63L31 62ZM34 61L37 62L36 64H38L37 65V69L32 68L33 65H34ZM4 71H7V73H5ZM27 72H31L32 73L30 78L29 77L28 78L25 77V74ZM88 76H89V73H88ZM88 76H86V77H88ZM172 76L173 75H171L170 77H171V80H173V81L170 84H168V83L167 84L172 87L171 89L173 91V90H175L177 88L176 85H178V84L174 85V83H175L174 79H176V78H174V77L172 78ZM84 84L88 85L89 81H87V79H86V81H84ZM178 88H179V86H178ZM176 90L173 91L174 94L176 95V94L179 93V95H180L181 94L180 93L181 88L178 89V92ZM97 93H98V95L100 94L101 96L100 95L99 96L101 98H104V100L103 99L102 100L99 99L100 98L99 96L96 97ZM102 94H103V96H102ZM176 97H177V101L178 100L179 101L183 100L182 102H184V104L182 102H180V103L178 102L176 104L177 105V108H176L175 107L176 105L174 106L173 102L170 101L169 102L170 106H171L170 108L171 109L176 108L174 110L175 112L178 109L179 111H178L177 114L179 116L182 115V118L180 117V119H181V123H182V120H183V124H184L183 127L186 126L185 127L186 129L185 128L184 129L187 130V132L185 131L187 133L186 134L187 137L190 136V135L194 136L195 133L191 134V132L193 131L192 129H194L192 127L193 124L191 123L193 120L190 119V118H192L191 114H193V113H191V109H192V107L190 106L191 104H189L190 102H188V100L186 98L184 100V99H178L180 97V96L178 97V95H176ZM94 100H95V103L97 102V104L94 103ZM99 100L101 102L103 101V103L105 102V104L100 102L101 104H103V106L105 108L104 107L101 108L102 105H100V103L98 104ZM50 101H52L54 103V109L53 110L51 109L52 112L48 111V113H47V111L44 110V106H46L48 104V102H50ZM144 104H146V103L143 102V105ZM147 104L150 106L149 103H147ZM179 104H181L182 106L179 105ZM148 105L146 106V108H148V110H150ZM97 106L99 108H97ZM143 107L145 108V106H143ZM179 107H181V108H179ZM185 108H187V109L184 110ZM103 112H102V114H103ZM179 112H180V114H179ZM192 112H193V110H192ZM43 115H45L46 117L49 118L48 119L49 122H50L49 126H51L50 130L54 129L53 132L55 133L56 137H58V140L56 142H53L52 140L50 141L49 139H51V138H50L49 134L47 133V130L46 129H41L38 126V123H40V120H42L43 117H44ZM150 117H147V118L149 119ZM10 118L11 119L13 118V120H11ZM148 119H147V122H148ZM193 119H194V114H193ZM149 120L151 121V119H149ZM141 121H143V122H141ZM144 121L146 122V120H144V119L140 120L138 122V124L136 122L135 129H136V127H137V129L139 128L138 126H139V123L141 122L142 124L140 123L141 125H140V128L138 129V131L139 130L141 131V127H142L143 128L142 130H144V132L146 133L147 130H148L147 129L148 128L147 125L149 126V123H147V125H146V123ZM152 121L155 122L154 119ZM107 122L109 123V120L108 121L105 120L104 124L107 123ZM108 123H107V125H108V128H107L106 127L107 125L104 126V124H102L100 122V124H101L100 132L102 131V126H103V131L105 130L107 132V133L105 131L103 132L104 133L103 135H105V136L106 135L107 136L110 135V130H109L110 129L109 128L110 125ZM143 124L146 125V127ZM150 124H151V122H150ZM108 132H109V134H108ZM144 132L142 131L140 133L142 134L143 137L147 138V136L150 133L148 134V132H147V134H146L147 136H145ZM89 135H91V136H89ZM96 137H98V135L94 136V138H96ZM78 139H79V141H78ZM190 139H193V138L190 137L189 139H185V140L188 141ZM101 140L103 141V138ZM74 141H72V142H74ZM91 142H92V140H91ZM77 143L80 144L81 146H78ZM98 144H101V146L104 144L103 146H106V147L102 148ZM186 144L188 145L189 142H187ZM187 145H186V147H187ZM42 146L45 147V149H44L45 153L44 154H43V151H42ZM163 146H165V145H163ZM163 146H162V148H163L162 149L163 150L162 151V155H163L164 151H165L164 155L165 154L168 155L166 153L167 149H165ZM80 147H82V148L80 149ZM100 147L102 148V150L100 149ZM78 149H80V151ZM104 149L105 150L107 149L108 151H104ZM100 152H103V155ZM136 152L138 153V154H136V156L138 158L135 157V155H134V153H136ZM166 155L164 156L165 157L164 159H168V156H166ZM188 156H190V153H188ZM188 156H187L188 160L186 161L187 162V167H186L187 169L185 168V172H184L185 174L183 173L182 177H180V176H172L171 177L172 181L170 180V178H165V179H169L171 182H173V186H171L172 184L170 183L169 180H167V182H169V184H171L170 187L174 188L175 184H174L173 179H175L177 177V179L179 178L178 181L180 180V178H181V181H182V179L186 178L183 181L184 182H186L187 180L191 181V182H187V183H189L190 185H193V186H191V188L194 187V191H192L193 189H191V190L189 189V191H188V189H186L187 187H185V185L187 183L186 184L183 183L185 185H183L184 188H182L183 186L181 185L182 184L181 181H180L181 184L179 183V185L181 186V188L179 187V191L181 192L182 189L185 190L184 192H181V194H180L181 196L178 193L179 191L178 192L176 191V193H175V192L171 191L172 188L170 190H168L170 188L169 187L167 189L168 192L170 194L171 193H175V195H176V198H175V197H173L174 194H172V198L174 200L177 199V201H178V199L181 198V200H179V201H181V202L183 201L182 202L183 204L181 202H180V204L182 206H184V207L182 209L181 205L180 206L177 205L179 203V201L177 202L175 200L176 201V203H175V201L173 200L176 205L174 204V206H172V209L176 208V210H173V212H172V209H171L170 211H171V213H172V215L174 217L172 215L168 214L167 211H165L166 213H164V211H163V213L161 212L162 215L168 214V217L172 216L175 219L181 217L182 219L181 218L180 219H176L178 221L174 222L175 219L172 220V219L168 218L165 215L162 216V215H160L161 213L158 214V215H160L165 220H166V218H167V220H169L168 222L166 220V222L170 226L172 225V227H170L169 225L168 226L170 227V229L172 228L171 229L172 231L174 230L173 234L174 233L178 234V235H176V237L178 236L177 238L181 239L179 237H182L185 234V227H184L185 223L184 222H186L188 219L191 220L193 217L192 218H189V217H191L192 214H194V218L196 220V223L199 222V223H197L198 225L203 224L202 226H205V227L201 226L202 227L201 228L199 226L198 230H194L195 232L200 230L199 232L195 233L194 231H192V233L189 232V235H191V234L193 235V238L196 239V242H197V245L199 246V249H201V251L204 250V252L206 251L209 254V255H207L208 256L207 258L211 261L212 257L214 256L215 244H216V242L218 240H220V237H222V234H223L222 232L224 231V227H221V229H218L219 227L215 228V226L211 227V225H206L207 222L205 220H204V222H205V225H204V222L200 223V221H203V220L200 219V221H199L198 219H196L198 217V215H197V212H196V216H195L196 209H195V206L193 205V203L198 198V192L202 191L201 190V181L198 180V179H200L199 176H197L198 179L196 177V173L198 172L197 165H196L197 162H195V159H193V157L190 156L188 158ZM106 157H107V159H106ZM145 158H147L148 160L146 161ZM170 159H169L171 161L170 163H172L173 159L172 158H170ZM41 160H43L42 166H40ZM106 162L109 164V166H107L108 164ZM168 162H166V163H168ZM170 163L169 164H165V162H164L162 164V165L165 164V166H163L164 168H162L164 170L163 172L166 173L168 171L166 176L167 175L171 176V174H172V172H171L172 169L171 168L174 167L173 165L175 163L174 162L172 164H170ZM143 164H142L141 167H143ZM168 165H169V167H168ZM36 167H38V168H36ZM147 167H150V168L148 169ZM166 167H168L170 169L167 170L168 168H166ZM24 168H23V170H26ZM105 168H107V170H105ZM35 169H38V171L35 172L36 176H35V173H34ZM103 169H104V171H103ZM141 169H143L142 176H141ZM102 171L106 172V174L108 175L109 180H108V178L106 176H104L105 173L103 175ZM26 172H27V170H26ZM100 172L102 173L101 176H103V178L106 177L107 179L105 178L103 180V178L99 175ZM109 172L113 173V178H112V174L109 175ZM153 172H154V170H153ZM165 173H163V175H165ZM169 173H170V175H169ZM93 175L96 176V177H93ZM132 175L134 176V178H133ZM99 176H100V178H99ZM110 176H111L112 179H110ZM115 176L118 179L120 177V179H119L120 182H126V183H128L127 185H129V183H130L131 186H129V187H132V188L131 189L128 188L129 190H127V188H126L127 185H126L125 187L123 186L124 188L121 189L122 184L125 185V183L120 184V182H118L119 180L117 181V178L114 179ZM154 176H155V173H154ZM71 178L74 179L72 175H71ZM93 178H96V180L93 179ZM131 178H128V179H131ZM159 178L162 179V177H160V176H159ZM106 180L108 182L112 180V182L108 183L109 184L108 185ZM113 180H114V184H113L114 186L112 185L113 186L112 187L111 183H113ZM96 181L99 182V183L101 182L102 185L103 184L104 185H108L107 186L108 190H107V188H105L104 185H103L104 187L102 186V188H105V191L107 190L108 193L104 191V193L102 194L100 192L102 190L101 187H100L101 184L99 185V183H96ZM118 183L120 185H118ZM199 183H200V187H199ZM189 184H187V186ZM109 186L111 188H114V187L117 186L115 188L116 192L114 191V189L110 190L111 188L109 189ZM118 186H120V187H118ZM142 186H144V187H142ZM96 187H99L100 189L96 188ZM81 188H84V189L82 190ZM188 188H189V186H188ZM72 189H74V190L72 191ZM96 189H99V190H96ZM156 189H157L158 192H156ZM198 189H200V190H198ZM122 190L125 192L124 194H122L123 193ZM141 190H143L142 191L144 193L143 195H146L144 198H143ZM163 191H164V189H163ZM94 192H96V193H94ZM102 192H103V190H102ZM120 192H121V195L123 196V199H122L123 201L121 199L120 200L118 199V201H117V197L118 198L122 197L120 195ZM153 192H151V193H153ZM185 192H188L190 194L189 195L190 197H193L192 195H195V197H196V195H197L196 198H191V200L189 199V202L193 201V199L195 200L191 204V206L193 205L194 207L191 208L190 203H189L190 210H189V206L187 205V202H188L187 199L189 197H188V195ZM97 193L98 194L101 193L102 196H101V194H100V196H97ZM109 193L113 194L112 198H114V200L111 199V194H109ZM166 193H167V191H166ZM183 193H185L187 195V197H185V194H183ZM105 194H106L107 198L105 197ZM107 194H108V196H107ZM115 194L118 195V196H115ZM126 194H128V195H126ZM103 195H104V197H103ZM109 195H110L111 202H108L109 201L108 200L109 199L108 198ZM125 195L129 196L130 198L126 197ZM141 195H142V198H141ZM124 196H125V198H124ZM93 197H96L99 200H95L96 198H93ZM100 197H101L102 200L100 199ZM159 197H161V195ZM159 197H157V198H159ZM103 198H105V201L103 200ZM127 198L130 201H128ZM157 198H156L155 202H157ZM92 199H93V201L94 200L97 201L96 203H98V204H94L95 201L92 202L93 203L92 204L91 203ZM106 199H107V202H106ZM125 200H126L127 204L123 205L124 203H126ZM141 200L144 201L143 204L146 206V207L144 206L145 208L142 207ZM58 201H60V203L62 202L61 205L63 207L59 204L61 206L60 207L61 209L60 208L59 209L66 211V212L65 211L64 212L67 213V214H64L62 216L66 215L65 218L67 220H70L69 223H67L68 221L66 222V220L63 219V217H61L60 212H59L60 210L58 209V207L57 208L55 207V205H58V203H59ZM115 201H117V202H115ZM120 201H121V203H120ZM118 202H119V204H122L121 207L123 206L124 209H126L125 208L126 205H127V209H128V205L130 203L131 207L129 206V209L130 208L131 209L126 215H129L130 212H132L131 213V215H132L131 218L132 219L130 218V216H124L126 211L125 210H124L125 212L122 211L123 208H121L118 205ZM163 202L166 203V200H163ZM109 203L111 205H113V206H111ZM158 203H159V206H160V203H161V206H163V207L160 206V209L163 210L165 208L164 203L162 205V202L158 201L156 204L158 205ZM184 203L187 206L184 205ZM91 204L93 205V207L96 205V207H94V210L98 209V206H99L100 209L97 210V211L100 212V210H102L101 212L104 213V216H101L103 214L101 212H100L101 215H99V212L93 211V207L91 206ZM116 205H118L119 209H118V207ZM168 205H170V204H167V206ZM195 205H198L197 202H195ZM50 206H51V209L53 208L52 210L50 209ZM112 207H115L114 211H113ZM116 207H117V209H116ZM173 207H175V208H173ZM186 207H187V209H184ZM193 208L195 209V211L193 210V212H192L191 210ZM81 209H82V213L83 214L82 213L80 214ZM83 209L85 210V212L87 214H89V212L91 214L92 211H93L95 215L98 213L99 216H97V218H95L96 216L94 214H91V216L92 215L95 216L94 217L95 219H93V218H91L90 215H89V217H87L88 216L87 215L86 216L87 218L84 216L86 218L84 220V218H82V216L84 214L86 215V213L84 212ZM120 209H122L121 212H120ZM181 209H182V211H181ZM95 212H97V213H95ZM123 212H124V214H123ZM116 213L117 214L119 213V214L117 215ZM145 213H146V215H145ZM176 214H179V215L181 214V215L180 216L178 215L179 216L178 217V216H176ZM243 215H245V217H244L245 224L248 222L247 226H249V223H251L249 221L253 220V215H250V214H249L250 216L248 214L247 215L243 214ZM145 216H147L148 218L145 217ZM160 216H158V219H162ZM101 217L102 218L104 217V218L102 219ZM126 217H129L130 221H134L135 224L132 225L133 228L129 224L130 221L127 220L128 218L126 219ZM246 217L248 218V221H247ZM194 218L192 220H194ZM249 218H251V220H249ZM89 219H90V221L92 219V222L94 220V223L89 222L88 221ZM124 219L127 222L128 226H127L126 222L124 221ZM150 219L154 223H152ZM184 219H185V221H184ZM97 220H105V221H103L104 223H99L101 225V227L106 226L105 227L106 229L105 230L103 229L104 231L101 230L99 224H98L99 228L96 226L97 222H99ZM143 221L146 223V224L144 223L145 225L143 224ZM100 222H102V221H100ZM136 222H137V226L140 223H141V225L137 227L136 226ZM173 222H174V224H173ZM131 224H132V222H131ZM151 224L153 226L152 229H151ZM67 225L68 226L70 225V227H72L71 228L72 232H70L71 229L67 230L69 228ZM111 226H113L115 229L113 227H111ZM135 227H136V229H135ZM45 228H47V227H45ZM107 228L108 229L112 228L113 231H111V229L107 230ZM138 228H140V230H137ZM245 228H247V230H248V227H245ZM123 229H126L125 232L128 235H126L125 232L123 233ZM131 229H129V230H131ZM106 230H107V232L105 234L104 232ZM245 230H244V232H245ZM247 230H246V232L248 233ZM46 231H48V232H46ZM110 231H111V233H109ZM115 231L118 232L117 233V236L119 235L118 238H112L114 236L117 237L116 234L115 235L112 234L113 232L116 233ZM135 231H134V233H136ZM68 232H70V233H68ZM67 233H68V235H67ZM73 233L75 235V238L73 237ZM107 233H109V234H107ZM186 233H187V231H186ZM69 234L72 235V238H71V236ZM120 234H121L122 237L120 236ZM123 234L126 235V236L124 235L125 238H123ZM139 234H138V236H140ZM147 235H146V237H147ZM179 235H181V236H179ZM223 235L225 236V237L224 236L222 237L223 243H226V241L228 242V238L226 237V234H223ZM65 237H67L68 240ZM143 237H142L141 240L137 237L138 241H140V242L142 241V243H140V245H143V243H146L145 241H143ZM1 238H3L4 240H2ZM8 238L11 241H9ZM24 239H25V242H24ZM152 239H153L154 242H157L156 241V237L152 238ZM138 245H139V243H138ZM129 248H131L132 250L131 249L129 250ZM166 253H167V255H169V256L165 255L166 257H168V258L172 257L170 259L174 258V256H171L170 253L165 252V254ZM243 253H234V252L231 253V254L228 253L225 256L223 263H226V264H238L239 263V264H241V262H239V261H240V259H242V257L240 258V256H242V255H239V254H243ZM246 253L248 254V252L245 251L243 257L245 256ZM244 258L247 259L246 257H244ZM244 258L242 259V261H244ZM177 259H179V258H177ZM14 261L11 260L12 263L9 262V264H19L17 261H15V262ZM173 261H176V263L178 262V263L182 264L180 262L181 258H180V260H176V258H175V260L173 259ZM6 264H8V263H6Z\"/></svg>", "mask_w": 264, "mask_h": 264}]
</instances>
